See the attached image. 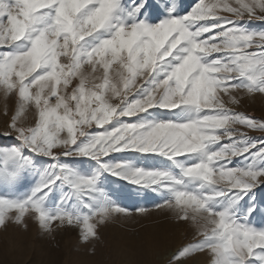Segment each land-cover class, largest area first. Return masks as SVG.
Returning <instances> with one entry per match:
<instances>
[{
	"label": "snow or ice",
	"instance_id": "6c2138e0",
	"mask_svg": "<svg viewBox=\"0 0 264 264\" xmlns=\"http://www.w3.org/2000/svg\"><path fill=\"white\" fill-rule=\"evenodd\" d=\"M254 21L264 0H0V229H76L94 253L131 186L183 226L165 264H264Z\"/></svg>",
	"mask_w": 264,
	"mask_h": 264
},
{
	"label": "rangeland",
	"instance_id": "374dc122",
	"mask_svg": "<svg viewBox=\"0 0 264 264\" xmlns=\"http://www.w3.org/2000/svg\"><path fill=\"white\" fill-rule=\"evenodd\" d=\"M253 27L264 28L259 21ZM12 103L9 102V115ZM256 118H264V97L246 99L239 109ZM4 101L0 98V131L3 130ZM251 136L264 133L249 131ZM264 192V189H260ZM117 203L132 215H116L100 228L95 251L78 242L76 229H57L52 235L41 233L29 220L27 229L9 224L0 229V264H165L168 256L185 242L183 226L172 214L158 211L151 195L137 196L131 186L116 196ZM148 209L136 214V209ZM190 238V234H189Z\"/></svg>",
	"mask_w": 264,
	"mask_h": 264
}]
</instances>
